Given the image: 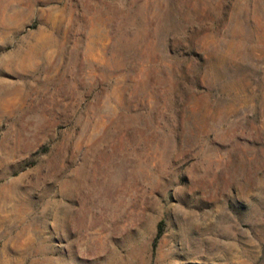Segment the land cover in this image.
I'll return each mask as SVG.
<instances>
[{"label":"rangeland","instance_id":"obj_1","mask_svg":"<svg viewBox=\"0 0 264 264\" xmlns=\"http://www.w3.org/2000/svg\"><path fill=\"white\" fill-rule=\"evenodd\" d=\"M0 264H264V0H0Z\"/></svg>","mask_w":264,"mask_h":264}]
</instances>
